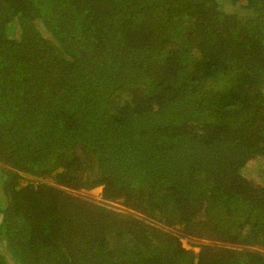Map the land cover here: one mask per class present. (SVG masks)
<instances>
[{"label": "trees", "instance_id": "1", "mask_svg": "<svg viewBox=\"0 0 264 264\" xmlns=\"http://www.w3.org/2000/svg\"><path fill=\"white\" fill-rule=\"evenodd\" d=\"M257 156L264 0H0V264H264Z\"/></svg>", "mask_w": 264, "mask_h": 264}, {"label": "rangeland", "instance_id": "2", "mask_svg": "<svg viewBox=\"0 0 264 264\" xmlns=\"http://www.w3.org/2000/svg\"><path fill=\"white\" fill-rule=\"evenodd\" d=\"M222 4H227V3H222ZM37 27L40 29L43 37L49 39L48 33L43 28H41V25L38 24ZM240 173L247 180H250V181H252L258 185H263V183H264V181H263L264 180V157L257 156V157L251 158L246 163V165L241 169ZM23 176L26 177L27 179L20 180L21 186L26 185L27 182H32L33 184H36V182L34 180H36V181L43 180V179L34 178L32 176H29V175H23ZM43 182H46L48 184H53L54 180L53 179H45V180H43ZM101 193H102V188L97 187V188H94L91 190L81 189L78 191V193H73V194H75V196H79V197L84 198V200H87V201L89 200V201L95 203L97 201H100ZM0 197L3 198V196L1 194H0ZM4 203L6 204L5 199H4ZM112 205L116 206L117 208L124 209L122 206H120V205L118 206V203H115ZM115 211H119V210H115ZM201 218L203 219V214L200 215V219ZM149 220L153 223H156L158 226L163 227L162 224L157 223L155 220L154 221L152 219H149ZM164 230L174 231V232L181 234V229L177 226L174 228L165 227ZM180 243H181V246L183 249H185L187 252H191L194 255H196L198 253L199 248L203 245H216L218 247H229V246L243 247V246H239L236 244H233V245L227 244L226 242H224L222 240H217L216 238L215 239H212V238L210 239L207 237L199 238V237H195V236L190 237L187 235L180 239ZM257 249H259V248H257ZM0 251H2V248H0ZM257 251H260V250H257ZM6 259H8V258H6ZM7 263L13 264V261L8 259Z\"/></svg>", "mask_w": 264, "mask_h": 264}, {"label": "clouds", "instance_id": "3", "mask_svg": "<svg viewBox=\"0 0 264 264\" xmlns=\"http://www.w3.org/2000/svg\"><path fill=\"white\" fill-rule=\"evenodd\" d=\"M1 164V166H3V167H5V168H8L5 164H3V163H0ZM98 187H101V186H98ZM95 188H97V187H95ZM102 188V187H101ZM94 189V188H93ZM84 190V189H83ZM89 190H91V189H89ZM73 193H78V191L77 192H74V191H72V194ZM73 195H75V194H73ZM97 202H103V203H105V204H110L109 202H107V201H105V200H103L102 199V196H101V199H100V201H97ZM111 204H115V203H111ZM118 206H119V204H118ZM121 206V205H120ZM116 207V206H115ZM110 208V207H109ZM120 209H122V208H120Z\"/></svg>", "mask_w": 264, "mask_h": 264}]
</instances>
